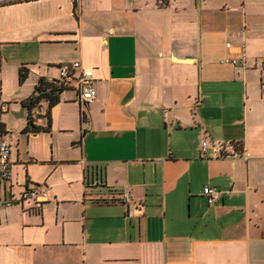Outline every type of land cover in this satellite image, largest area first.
Instances as JSON below:
<instances>
[{"label":"crops","instance_id":"0c3cea01","mask_svg":"<svg viewBox=\"0 0 264 264\" xmlns=\"http://www.w3.org/2000/svg\"><path fill=\"white\" fill-rule=\"evenodd\" d=\"M263 58L264 0H0V264H264Z\"/></svg>","mask_w":264,"mask_h":264},{"label":"built area","instance_id":"2783aa9c","mask_svg":"<svg viewBox=\"0 0 264 264\" xmlns=\"http://www.w3.org/2000/svg\"><path fill=\"white\" fill-rule=\"evenodd\" d=\"M161 5H167L169 0H159ZM230 47V44L227 45ZM223 63L239 65L238 59H225ZM247 68L246 66H244ZM260 67L264 69V58L260 61ZM60 83L65 87L72 88L78 92L81 102L85 105L94 103L97 98V91L95 88V79L91 70L84 69L80 62H75L72 65H62L60 67ZM2 110H6V105L2 106ZM91 124L84 122V130H90ZM208 143L202 142L201 153L205 158L207 157ZM10 160V147L4 136L0 135V179L8 182L12 179ZM203 195L207 198L210 205H214L218 199L219 193L216 189L206 187L203 190ZM38 192L33 190H26L21 195L20 201L36 200Z\"/></svg>","mask_w":264,"mask_h":264},{"label":"trees","instance_id":"16d2710c","mask_svg":"<svg viewBox=\"0 0 264 264\" xmlns=\"http://www.w3.org/2000/svg\"><path fill=\"white\" fill-rule=\"evenodd\" d=\"M20 82H24L27 79L26 69L20 70ZM66 90V87L58 81H46L45 79H40L39 85L35 88V95L30 97L28 100L23 102V106L28 110L29 122L27 124L26 131L31 130L32 132L50 131V123L47 127H36L31 118L32 110L37 107L43 100L49 102V109L52 108L59 102V97L62 92ZM48 117L50 120V112L48 111ZM30 132V131H29ZM0 134H4L2 127H0Z\"/></svg>","mask_w":264,"mask_h":264},{"label":"rangeland","instance_id":"374dc122","mask_svg":"<svg viewBox=\"0 0 264 264\" xmlns=\"http://www.w3.org/2000/svg\"><path fill=\"white\" fill-rule=\"evenodd\" d=\"M9 52H10V59H16V54L12 52V50H9ZM8 200H10V197L8 198Z\"/></svg>","mask_w":264,"mask_h":264}]
</instances>
